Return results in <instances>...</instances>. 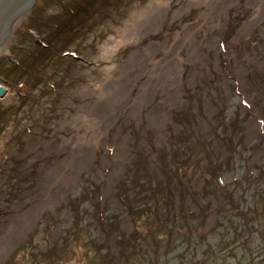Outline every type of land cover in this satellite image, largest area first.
Instances as JSON below:
<instances>
[{"label": "rangeland", "instance_id": "1", "mask_svg": "<svg viewBox=\"0 0 264 264\" xmlns=\"http://www.w3.org/2000/svg\"><path fill=\"white\" fill-rule=\"evenodd\" d=\"M158 2L37 0L16 25L0 264H264V0Z\"/></svg>", "mask_w": 264, "mask_h": 264}, {"label": "water", "instance_id": "2", "mask_svg": "<svg viewBox=\"0 0 264 264\" xmlns=\"http://www.w3.org/2000/svg\"><path fill=\"white\" fill-rule=\"evenodd\" d=\"M37 0H0V50L12 37L16 25L32 10ZM8 93L0 84V98Z\"/></svg>", "mask_w": 264, "mask_h": 264}, {"label": "trees", "instance_id": "3", "mask_svg": "<svg viewBox=\"0 0 264 264\" xmlns=\"http://www.w3.org/2000/svg\"><path fill=\"white\" fill-rule=\"evenodd\" d=\"M230 186V185H229ZM161 186H159L158 188H160ZM169 187V186H168ZM224 187H226V185L224 186ZM227 188V187H226ZM154 191L155 190H153V194L151 195V199L153 200L155 197H156V195H155V193H154ZM225 191H228L229 193L230 192H232V191H229V189H226V190H224V192ZM224 192H222V193H217V191L215 192V198H220L219 197V195H223L224 196V198H227V194H225ZM235 193V192H234ZM238 194H240V193H238ZM231 197H233L234 196V194L232 195L231 193L229 194ZM232 198H230V200H231ZM219 205L220 206H226L225 205V203L223 202V201H221V200H219ZM228 210H230V208L228 209ZM228 210H223V211H221V212H219L220 213V217H221V220H222V223H226V222H228V226H229V228L233 225V222H232V219L235 217L233 214H230V215H227V212H228ZM183 215H184V217L186 218V217H188L189 216V212L187 211V210H183V212H182V217H183ZM182 217H180V218H182ZM167 218H168V216H167ZM180 218H178V217H176V216H173L171 219H167L168 220V222H175V221H177V222H179L180 221ZM184 218V219H185ZM222 223L221 222H219L218 221V223L217 224H215V227L216 228H219V227H221L222 226ZM142 224V223H141ZM199 227V225H197L196 224V227L195 228H198ZM217 231V230H216ZM213 232H215V230L213 231ZM234 234H236V231L234 230L233 231V235ZM203 236H204V234L202 233V232H200L199 234H198V236L197 237H195V236H193V235H191V236H189V238H188V242H192L193 240L194 241H202L203 240ZM225 238V237H224ZM148 249H150V246H147V250Z\"/></svg>", "mask_w": 264, "mask_h": 264}, {"label": "bare ground", "instance_id": "4", "mask_svg": "<svg viewBox=\"0 0 264 264\" xmlns=\"http://www.w3.org/2000/svg\"><path fill=\"white\" fill-rule=\"evenodd\" d=\"M190 1H191L192 3H196V4H206V5H209V2H207L208 0H190ZM158 3H159L160 6H162V4H163V7L166 6V3L164 2V0H163V2H161V0H159ZM163 7H162V8H163ZM153 13H154V12H153ZM153 13H151V14H153ZM155 15H159V16H160V15H161L160 11H158V13L155 14ZM155 15H154V16H155ZM159 16H158V17H159ZM2 49H3V48H2ZM2 49L0 50V52H1V51L3 52L4 49H3V50H2ZM2 52H1V53H2ZM154 74H155V71H154V70L151 71V75L154 76ZM1 85H2V84H1Z\"/></svg>", "mask_w": 264, "mask_h": 264}]
</instances>
